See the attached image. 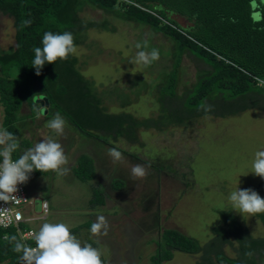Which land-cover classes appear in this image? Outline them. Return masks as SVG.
<instances>
[{"label":"rangeland","instance_id":"obj_1","mask_svg":"<svg viewBox=\"0 0 264 264\" xmlns=\"http://www.w3.org/2000/svg\"><path fill=\"white\" fill-rule=\"evenodd\" d=\"M135 0H118L125 9ZM88 22L104 23L105 28H89L83 42L77 45V68L91 81L102 106L109 113H127L138 119L158 118L159 87L164 76L173 69L172 41L153 32L148 26L124 21L85 3L79 12ZM169 18L186 30L191 23L184 17L169 13ZM161 23H166L161 20ZM13 20L0 14V48L15 45ZM148 42L146 51L158 49L160 59L150 66L133 65L130 60L137 43ZM209 67L185 52L177 69V102L181 106L199 77ZM264 88L263 84H260ZM160 104V105H159ZM211 113L239 111L218 116L207 114L191 118L184 124H167L158 128L139 129L136 142L111 138L108 143L80 133L64 116L63 136L54 133L48 122L55 113L38 111L33 117L20 120L16 138L19 141L17 159L45 137L61 143L68 157L70 172L57 176L54 172L33 171L25 183L35 199L29 215H42V200L48 202V214L30 224L38 232L44 223H65L84 244H91L101 253L103 264H153L158 241L166 229L193 237L200 244L211 238V229L220 223L219 212L231 210L255 238L264 237V226L256 216H244L233 210L229 195L238 189H254L264 198V178L252 171L255 153L264 150V97L250 94L229 102L208 101ZM171 107V106H169ZM3 105L0 104V128ZM23 104L21 112L29 114ZM171 111L175 120L183 116ZM116 148L122 159L113 163L109 150ZM81 155L93 161L95 176L90 181L78 179L73 169ZM143 165L147 175L133 180L130 170ZM120 186L117 188L116 184ZM102 194L103 205H90L94 190ZM99 215L107 218V237H95L91 225ZM231 255V254H230ZM198 256L174 251L162 264H196Z\"/></svg>","mask_w":264,"mask_h":264},{"label":"trees","instance_id":"obj_2","mask_svg":"<svg viewBox=\"0 0 264 264\" xmlns=\"http://www.w3.org/2000/svg\"><path fill=\"white\" fill-rule=\"evenodd\" d=\"M86 2L118 19L146 25L172 41L173 69L159 87L158 102L166 106L161 107L158 118L144 120L124 112H107L93 83L78 70L74 55L67 61L46 63L41 74L36 75L32 67L33 49L42 47L44 33L69 31L77 46L89 28L107 29L104 23H86L80 18L79 12ZM117 2L0 0V14L10 17L15 29L14 47L0 48V104L5 129L16 137V124L35 116L39 108L35 98L45 96L47 112L61 114L86 137L106 143L111 138H123L134 143L139 129L184 124L193 117L213 114L203 110L208 101L230 103L250 94L264 97V88L257 86L255 80V77L264 80V0H135L136 4L125 9H119ZM171 12L184 17L191 26L182 29L169 18ZM28 20L32 22L30 26L24 23ZM161 20L166 23L162 24ZM185 52L209 69L199 77L181 106L172 110L171 102H177V69ZM24 103L29 106V114L21 112ZM174 110L184 115L171 120L169 115ZM239 111L213 115L226 116ZM16 152L12 154L14 159L18 157ZM73 173L82 181L92 180L95 176L92 159L81 155ZM119 186L117 183L116 187ZM96 190L91 206L104 204L102 194ZM219 218V225L211 229L212 238L204 244L181 232L164 230L151 262L162 264L172 259L174 251H180L198 256L196 264H264V237L250 235L231 210L220 211ZM256 218L264 226V214ZM12 236L20 240L14 228H0V264H21L22 253L13 251ZM28 243L35 244L34 238ZM249 252L253 253L251 257L246 255Z\"/></svg>","mask_w":264,"mask_h":264},{"label":"clouds","instance_id":"obj_3","mask_svg":"<svg viewBox=\"0 0 264 264\" xmlns=\"http://www.w3.org/2000/svg\"><path fill=\"white\" fill-rule=\"evenodd\" d=\"M31 25V20L24 22ZM42 47H34V59L32 67L36 75L41 74V69L48 64H56L58 60L67 61L70 56L77 53L74 36L71 32L44 33ZM148 42L136 44L138 51L130 60L133 65L150 66L160 59L158 49H147ZM212 105L205 104L203 110L208 113ZM66 121L56 113L48 122V127L57 135L63 136ZM19 148L18 139L7 129L0 128V201L15 202L18 200L16 193L18 185L25 184L30 179L33 171L43 173L54 172L57 176H65L70 172L67 167L69 161L61 143L51 137H45L34 147L21 153L18 159L13 160L12 154ZM108 155L113 163L122 159V154L116 148L109 150ZM256 176L264 178V150L255 153L252 163V171ZM133 180L142 179L147 175L145 166L137 164L130 170ZM233 210L249 216L264 214V198L254 189H238L232 191L228 197ZM109 222L103 215H99L92 223L90 231L95 237H107L109 235ZM36 246L32 247L12 236L14 241L13 251L22 253L19 257L21 264H103L100 251L91 244L82 245L80 240L72 234L65 223H44L38 232L34 234ZM249 257L253 253H246Z\"/></svg>","mask_w":264,"mask_h":264},{"label":"built area","instance_id":"obj_4","mask_svg":"<svg viewBox=\"0 0 264 264\" xmlns=\"http://www.w3.org/2000/svg\"><path fill=\"white\" fill-rule=\"evenodd\" d=\"M135 4V3H133ZM256 84L264 85V80L260 77H255ZM13 160H15L13 158ZM2 162V158H0ZM18 200L15 202L0 201V228L9 230L14 228L21 242L29 245L28 241L34 237V230L30 227V223L35 218H44L48 214V202L42 200V215L36 217L35 215H29L30 208L34 204V198L27 192L25 184L18 185V192L16 193ZM6 236H3L5 239ZM35 247L36 245H29Z\"/></svg>","mask_w":264,"mask_h":264},{"label":"water","instance_id":"obj_5","mask_svg":"<svg viewBox=\"0 0 264 264\" xmlns=\"http://www.w3.org/2000/svg\"><path fill=\"white\" fill-rule=\"evenodd\" d=\"M35 102L36 103H40L43 106V113L46 114L47 113V107H48V98L45 96H40V97H36L35 98Z\"/></svg>","mask_w":264,"mask_h":264}]
</instances>
